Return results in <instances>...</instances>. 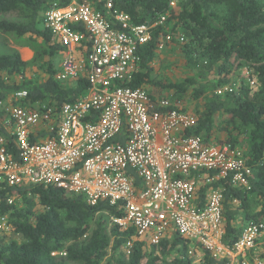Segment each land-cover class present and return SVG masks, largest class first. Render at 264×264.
Masks as SVG:
<instances>
[{
    "label": "trees",
    "instance_id": "1",
    "mask_svg": "<svg viewBox=\"0 0 264 264\" xmlns=\"http://www.w3.org/2000/svg\"><path fill=\"white\" fill-rule=\"evenodd\" d=\"M70 1L0 0V35L35 45L32 62L24 61L18 51L0 54V100L25 90L29 97L19 105L41 103L59 112L64 104L86 95L85 77L64 83L57 79L56 59L65 48L43 21L54 4ZM80 1L91 3L112 22L114 12L127 14L134 26H152L167 17L151 29L150 41L139 48L137 69L127 86L180 103L186 110L188 102L197 103L193 108L197 123L188 133L245 152L253 168L250 189L234 188L229 179L213 185L225 188L224 243L233 245L239 239L244 228L237 225L239 217L249 225L264 223V0H178L175 8L168 0H113L111 10L105 0ZM76 28L84 33L82 26ZM170 46L171 53L179 51L188 71V76L173 83L158 80L155 68L160 53ZM32 64L41 73L38 78L26 76ZM234 69L249 72L257 89L245 79L233 85ZM0 137L10 151H16L14 138L1 123ZM125 216L118 205L107 201L91 205L85 196L54 186H9L0 181V219L6 217L8 233L21 237L6 242L1 234L5 230H0V264L218 263L208 250L175 230L156 245L135 239L133 227L115 223ZM134 239L128 254L125 245ZM249 253L251 261L264 264V238Z\"/></svg>",
    "mask_w": 264,
    "mask_h": 264
},
{
    "label": "built area",
    "instance_id": "2",
    "mask_svg": "<svg viewBox=\"0 0 264 264\" xmlns=\"http://www.w3.org/2000/svg\"><path fill=\"white\" fill-rule=\"evenodd\" d=\"M168 1L171 8L178 4ZM105 2L111 10L113 0ZM113 15L115 22L80 0L56 3L44 13L45 27L65 48L57 79L85 77L86 95L59 112L41 103L19 105L29 97L25 90L0 100V123L16 147L10 151L0 137V181L54 186L85 196L91 205H118L126 216L115 223L133 227L135 239L154 245L175 230L208 250L217 264H263L251 261L249 252L264 233V223L245 226L233 245L225 244V188H213L229 179L234 188L250 189L253 168L245 152L189 134L197 123L193 111L127 86L139 48L167 17L152 26H134L127 14ZM0 230H9L6 217L0 219ZM135 239L125 245L128 254Z\"/></svg>",
    "mask_w": 264,
    "mask_h": 264
},
{
    "label": "rangeland",
    "instance_id": "3",
    "mask_svg": "<svg viewBox=\"0 0 264 264\" xmlns=\"http://www.w3.org/2000/svg\"><path fill=\"white\" fill-rule=\"evenodd\" d=\"M23 46H28L31 51H33V57L31 60H28V62H32V60L35 57V48L34 44L29 43L23 39H19L15 36H10V35H0V54H8L12 51H18V48L23 47ZM170 49H172V46L168 47L167 49L163 52L160 53V56L155 62V68L157 69L156 77L158 80L165 79L164 81H169V82H177L180 80H183L186 76H188V71L187 69L184 68V64L182 61V57L178 56V52L171 53ZM29 52V56L25 57V59H29L31 57V52ZM24 53V52H23ZM65 55H59L56 59V69H58V72H62V63L64 61ZM27 62V61H26ZM37 71V72H36ZM26 76L27 78H38L41 76V73L37 69L36 65L32 64L29 66V68L26 71ZM231 80L233 85H237V83L240 82L241 79H245L246 83H248L253 89H257V84L256 82L250 78V73L247 72L246 70H238L234 69V71L231 74ZM226 90V88H222L221 91ZM166 93V92H165ZM197 105V103H195ZM195 104L193 102H188L186 104V107L190 109V111H193ZM199 107V106H198ZM219 137L222 138L220 134H218ZM240 227H245L249 225L248 222L244 221L242 217L238 218V223ZM8 230L3 231L1 234L6 236V242H9L11 240H21V237L18 235H14L11 232L8 233ZM261 238H264V233L262 234ZM259 238V239H261ZM196 261L199 260L198 257L195 259Z\"/></svg>",
    "mask_w": 264,
    "mask_h": 264
},
{
    "label": "crops",
    "instance_id": "4",
    "mask_svg": "<svg viewBox=\"0 0 264 264\" xmlns=\"http://www.w3.org/2000/svg\"><path fill=\"white\" fill-rule=\"evenodd\" d=\"M24 50H28V51L31 52V57L29 59H25L24 58V53H23ZM18 52L21 54V57H22V59L24 61H27L28 62V60H31L32 57H33V51H31L28 46H23V47L18 48Z\"/></svg>",
    "mask_w": 264,
    "mask_h": 264
},
{
    "label": "bare ground",
    "instance_id": "5",
    "mask_svg": "<svg viewBox=\"0 0 264 264\" xmlns=\"http://www.w3.org/2000/svg\"><path fill=\"white\" fill-rule=\"evenodd\" d=\"M23 52H24L25 57L29 56L28 50H24Z\"/></svg>",
    "mask_w": 264,
    "mask_h": 264
}]
</instances>
